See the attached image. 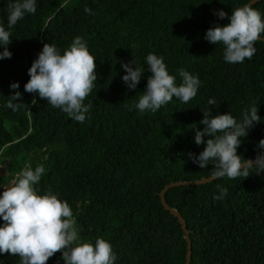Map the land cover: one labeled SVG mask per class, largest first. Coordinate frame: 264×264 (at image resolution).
Returning a JSON list of instances; mask_svg holds the SVG:
<instances>
[{"label": "trees", "instance_id": "1", "mask_svg": "<svg viewBox=\"0 0 264 264\" xmlns=\"http://www.w3.org/2000/svg\"><path fill=\"white\" fill-rule=\"evenodd\" d=\"M250 0H36L10 29V59H0V192L26 167L45 168L34 185L67 201L81 240L108 241L114 264H184L186 242L177 220L161 205L159 193L173 182L212 175L213 161L200 168L188 153H199L195 131L203 112L230 113L237 122L253 104L259 123L241 138L238 155L254 159L264 139V42L243 63H228L224 46L204 37L215 24ZM0 0V24L8 29L10 3ZM264 17V0L253 5ZM92 10L94 15L84 11ZM80 36L96 57L97 82L84 101L92 107L83 123L71 119L35 93L24 90L28 69L45 43L61 54ZM3 47L0 46V52ZM163 57L169 74L198 76L196 96L187 104L173 97L156 112L138 103L146 88L148 54ZM144 69L136 89L122 81V63ZM19 83L18 89L10 85ZM15 91L26 106L6 107ZM36 103L33 104L32 100ZM209 99L216 101L209 105ZM194 127V128H193ZM211 137H205L207 140ZM217 185L227 188L221 200ZM167 204L186 221L191 239L190 264H264V172L246 178L216 179L166 192ZM4 222L0 219V225ZM18 256L0 254V264H19ZM47 264H64L57 252Z\"/></svg>", "mask_w": 264, "mask_h": 264}, {"label": "clouds", "instance_id": "2", "mask_svg": "<svg viewBox=\"0 0 264 264\" xmlns=\"http://www.w3.org/2000/svg\"><path fill=\"white\" fill-rule=\"evenodd\" d=\"M254 0L242 7L235 8L231 15L218 10L215 15L219 19L228 18V23L221 26L215 24L205 33V39L211 44L224 46V59L228 63H243L255 54V44L264 37V17L259 10L252 7ZM36 0H16L10 3L8 29L0 24V59H10L12 53L7 46L11 43L10 29L21 20L26 13L36 12ZM84 11L94 15L91 9ZM96 57L93 56L82 37L76 36L70 46L61 54L55 44L45 43L37 58L28 69L29 80L24 84V90L35 93L46 100L54 108L60 109L71 119L83 123L92 104L84 101L92 93L98 76L96 72ZM148 71L146 88L138 103L129 106L140 112L151 110L156 112L162 106L178 98L187 104L198 91L201 81L198 76L184 69L179 70L181 83L169 74L163 57L148 54L146 57ZM131 63H122L125 70L122 81L130 90L136 89L144 73V69ZM18 89L19 83L10 85ZM35 104V99L32 100ZM209 105H215L214 99H209ZM26 106L22 102V94L15 91L8 97L6 107L16 111ZM258 107L253 104L243 113L242 121L230 114L212 115L210 110L203 112L199 122L205 127L195 131V143L205 147L196 155L188 153V157L200 168H205L213 161L212 177L219 179L227 176L248 177L253 171L256 174L264 172V151L257 152L254 159H245L238 155L241 138L248 135L249 129L259 123ZM194 128V127H193ZM205 137H211L205 140ZM264 149V139L257 145ZM45 168L38 165L35 169L24 168L11 186L0 192V254H9L20 258L19 264H47V261L57 252L61 253L64 264H114L117 259L112 245L103 238H97L95 243L81 240L76 227V220L67 201L61 200L51 190L43 195L34 188L44 174ZM220 195L213 199L221 200L227 194V188L216 186Z\"/></svg>", "mask_w": 264, "mask_h": 264}, {"label": "water", "instance_id": "3", "mask_svg": "<svg viewBox=\"0 0 264 264\" xmlns=\"http://www.w3.org/2000/svg\"><path fill=\"white\" fill-rule=\"evenodd\" d=\"M262 0H254V3H252V6L256 3L260 2ZM251 0L248 2L250 3ZM247 4V3H246ZM244 6V5H243ZM260 42H264V37H261ZM216 178H213L212 175L206 178H201L196 181H183V182H173L163 187V189L159 193L160 202L162 207L165 211L169 212L170 215H172L178 222V224L181 227V230L184 235V240L186 242V255H185V262L184 264H190L191 263V255H192V248H191V239H190V233L187 229L186 221L182 217V215L174 208L170 207L165 199L166 192L175 187L180 186H198V185H204L207 183H211L212 181H215Z\"/></svg>", "mask_w": 264, "mask_h": 264}, {"label": "rangeland", "instance_id": "4", "mask_svg": "<svg viewBox=\"0 0 264 264\" xmlns=\"http://www.w3.org/2000/svg\"><path fill=\"white\" fill-rule=\"evenodd\" d=\"M0 171H1V168H0Z\"/></svg>", "mask_w": 264, "mask_h": 264}]
</instances>
